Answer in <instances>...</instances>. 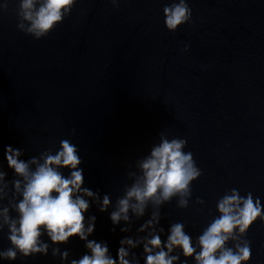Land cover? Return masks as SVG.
Here are the masks:
<instances>
[{
  "label": "water",
  "instance_id": "water-1",
  "mask_svg": "<svg viewBox=\"0 0 264 264\" xmlns=\"http://www.w3.org/2000/svg\"><path fill=\"white\" fill-rule=\"evenodd\" d=\"M170 2L121 0L114 7L110 0H79L41 39L17 28L14 10L0 15V162L8 179L3 146L23 148L28 159L70 139L83 161L85 186L110 193L114 204L132 183L127 172L165 132L187 138L184 151L203 174L192 182L187 209L176 198L163 205L162 238L171 222L186 221L195 239L218 215L216 202L228 189L252 192L264 204V0H189L192 21L175 32L164 24L162 9ZM88 214L97 216L90 239L107 241L113 256L119 240L148 218L122 233L123 224L111 231L108 212L93 205ZM7 231L0 249L10 246ZM247 239L248 264H264V224L257 220ZM60 247L72 258L85 252L77 237ZM0 264L61 261L50 249Z\"/></svg>",
  "mask_w": 264,
  "mask_h": 264
},
{
  "label": "clouds",
  "instance_id": "clouds-1",
  "mask_svg": "<svg viewBox=\"0 0 264 264\" xmlns=\"http://www.w3.org/2000/svg\"><path fill=\"white\" fill-rule=\"evenodd\" d=\"M79 0H3L0 15L15 11L17 28L35 39L47 37L72 14ZM121 0H110L119 7ZM15 3V9L9 4ZM164 24L170 32L190 24L192 9L189 0H171L162 9ZM185 45L184 51L188 50ZM75 130H73L74 132ZM187 138L159 133V142L148 154L135 161V171H128L131 184H125L123 194L113 204L111 194L93 191L85 186L83 163L77 145L62 139L59 148L45 149L38 156H25L23 148L3 146V160L12 170L8 179L4 162H0V234L7 228L10 246L0 249V260L15 261L36 254L59 257L61 264H248L252 259L251 241L247 234L259 220L264 224V204L252 192L241 195L231 188L216 202V212L195 239L186 232V221L161 226L162 207L176 198V206L187 209L192 197V182L203 170L191 151H184ZM133 165L129 164L128 168ZM68 173L65 174L64 170ZM196 203L205 205L197 197ZM95 205L120 232L134 235L119 240L113 256L107 241L90 239L96 229L97 216L89 215ZM111 209V211H109ZM150 209V212H149ZM202 210V209H201ZM211 215V211H210ZM47 237V240L44 237ZM77 237L84 242L85 252L72 258L69 244ZM50 241V242H49ZM142 248L138 254L135 250Z\"/></svg>",
  "mask_w": 264,
  "mask_h": 264
}]
</instances>
